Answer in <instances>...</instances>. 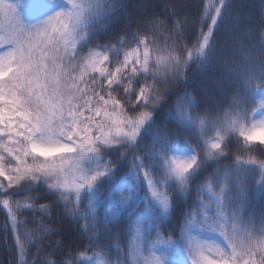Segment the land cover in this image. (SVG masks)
<instances>
[{
  "label": "trees",
  "instance_id": "16d2710c",
  "mask_svg": "<svg viewBox=\"0 0 264 264\" xmlns=\"http://www.w3.org/2000/svg\"><path fill=\"white\" fill-rule=\"evenodd\" d=\"M40 1L42 10L26 19L21 17L24 14L20 5L17 15L21 23L28 27L40 25L57 12L72 10L68 0ZM73 2L84 6L81 13L84 18L77 28L79 36L83 37L76 46L79 55L99 51L97 45L110 46L107 51L109 60L102 65L109 71H115L116 62L123 61L124 55L137 47L134 41L137 29L141 35L149 32L148 38L157 41L156 45L149 46L152 71L156 56H166L172 51L168 47L172 41L166 42L164 37L170 36L175 40L177 51L173 54L178 55L181 45L191 47L195 44L215 19L217 23L213 26L206 51L200 57H195L194 53L186 69V83L195 86L202 95L197 111L206 113L207 117L203 118L202 124L182 122L168 112L169 106L174 107L178 94H182L181 90L186 86L181 82L169 90L166 102H162L145 121L134 141L101 145L97 153L83 162L86 169L93 170L104 163L118 161L109 175L93 186L92 192L85 189L81 193L84 203L94 208L100 224L94 235L77 232L70 220L60 216L64 211L63 201L56 203L58 193L46 182H22L15 192L23 214L18 219L30 221L33 215H47L52 218L47 222L48 228L60 231L59 235L49 231L38 253L34 246H29L25 260L35 256L38 264H47L49 260L71 261L73 258L75 264H120L116 248L119 245L122 255L132 245V234L138 225L143 245L138 253L129 254V264H132L134 256L143 264L152 255L159 257L162 264H191L189 235L201 241L225 245L219 231L209 226L225 222L220 216L221 209L229 223L234 220L241 226H264V180H260L264 174V169L260 168L261 161H264V145L259 143L264 133L248 143L240 135L241 127L246 130L253 123L264 120V106L260 104L264 100V0H147L146 7H143V0H124L123 7L111 0ZM96 2L99 3L89 9L86 7ZM125 7L131 12L130 24ZM153 15L163 23L154 29L155 37L150 34L153 29L148 23ZM0 23L7 28V21L0 20ZM181 26L182 34L176 36ZM155 48L160 51L153 50ZM6 49L7 46H0V50ZM130 67L126 69L125 76L130 74ZM90 76L96 77L98 83L102 80L99 73L89 69V75L84 79L90 80ZM104 84L106 86V81ZM124 84L125 81L121 80V88L113 92L117 99L124 96ZM139 86H143L142 79ZM131 88L138 92L136 78L132 79ZM230 122H235V127L229 128ZM213 142L221 143V155L209 158L207 152ZM193 156L197 157V163L186 176V189H182L178 178L169 173L165 158ZM137 157L136 162L142 163L158 187L169 194L170 208L167 212L151 195L142 173H137L133 165ZM252 160L256 163L250 162ZM28 163H32L30 158ZM14 164L13 160L6 166ZM238 175L249 184L243 205L238 201ZM0 182L7 183L3 177H0ZM204 183L211 184L213 190L224 186L226 198L221 201L220 209ZM117 185L131 196L130 200L98 202L93 198L97 187L108 189ZM30 196H34L38 203ZM4 198L0 197V201ZM204 199L210 203L205 205ZM34 203L35 208L28 210V206ZM41 205L47 208V213L42 211ZM5 224L10 225V219L0 203V264H20L14 234ZM26 228L30 234L31 222ZM61 240L64 245L55 243ZM92 241L98 243L93 244ZM54 250L56 255H50Z\"/></svg>",
  "mask_w": 264,
  "mask_h": 264
},
{
  "label": "snow or ice",
  "instance_id": "6c2138e0",
  "mask_svg": "<svg viewBox=\"0 0 264 264\" xmlns=\"http://www.w3.org/2000/svg\"><path fill=\"white\" fill-rule=\"evenodd\" d=\"M68 2L72 10L57 12L42 24L28 27L21 23L14 4L0 0V20L8 22L7 28L0 23V46H7L8 49L0 54V177L7 181L6 184L0 182V197H5L0 203L8 210L10 225L5 224V227L10 228L14 234L20 264H38L35 256L31 260H25L29 246H34L38 253L49 231L60 234L59 229L48 228L47 222L52 218L47 215H33L30 221L18 219L23 214L20 212L21 203L15 199V192L22 182H46L49 188L58 193L59 200L56 203L63 201L64 211L60 216L70 220L77 232L94 235L100 224L94 215V208L84 203L81 193L85 189L92 192L93 186L102 177L109 175L118 161L104 163L93 170L86 169L83 162L97 153L101 145L112 146L124 141H134L145 121L162 102H166L169 90L181 82L186 86L181 90L182 94H178L174 107L169 106L168 112L175 114L182 122L202 124L203 118L207 117L206 113L197 111L202 95L195 86L186 83V69L190 66L194 53L195 57H200L206 51L213 26L217 23L215 19L195 44L191 47L181 45L178 55L173 54L177 51L175 40L170 36L164 37L166 42L172 41L168 46L172 51L166 56L157 55L152 71L149 67V46L156 45L157 41L148 38L149 32L141 35V31L137 29L134 32L137 47L126 53L123 61L116 62L118 66L115 71H109L102 65L109 60L107 51L110 46L97 45L99 51H89L86 56L79 55L76 46L83 37L79 36L77 28L84 18L81 14L84 6L75 4L73 0ZM111 2L121 7L124 5V0ZM98 3L86 7L89 9ZM146 6L147 0H143V7ZM124 12L130 24L131 12L126 7ZM148 23L153 29L150 34L155 37L154 29L163 26V23L156 15ZM182 30L183 26L176 36H180ZM153 50L160 51L159 48ZM130 65V74L125 76ZM89 69L100 74L102 80L99 83L94 76H90V80L84 79L89 75ZM133 78L137 80L138 92L131 88ZM141 79L142 87L139 86ZM121 80L125 81L124 96L117 99L113 92L121 88ZM149 80L152 82L149 83ZM260 104L264 106V100ZM228 127H235V122H230ZM260 133H264V120H260L258 124L253 123L246 130L240 128V135L245 143L257 138ZM259 143L264 145V137L259 138ZM210 148L215 151L207 152L209 158L221 155L220 142L211 143ZM29 158L32 163H28ZM137 159L138 157L133 160L137 173H142L151 195L167 212L170 208L169 194L158 187L150 172L145 170L142 163H137ZM13 160V166H6L11 165ZM250 162L256 163L255 160ZM165 163L169 173L178 178L182 189H186V176L196 165L197 157L165 158ZM260 168L264 169V161H261ZM260 180H264V174L260 176ZM236 182L240 185L238 201L243 205L249 184L239 175ZM28 186L30 185H26ZM203 186L215 198L220 209L221 201L226 198L224 186L215 190L209 183H204ZM29 198L37 202L34 196ZM93 198L98 202L127 201L131 196L117 185L108 189L97 187ZM204 203L207 205L210 201L204 199ZM40 207L47 213L45 206ZM34 208L35 203L28 206L31 211ZM220 216L224 218V223L209 226L219 231L225 245L201 241L189 235L191 264H264V226H241L234 220L229 223L222 209ZM29 222L33 225L30 234L26 228ZM132 237V245L122 255L119 245L116 248L120 264H129V254L138 253L143 245L138 225ZM55 243L64 245L63 240ZM143 251L146 252L144 246ZM69 254L73 257L75 255L71 251ZM50 255H56V251ZM47 264H75V259L49 260ZM132 264H140L135 256ZM143 264L162 262L159 257L152 255Z\"/></svg>",
  "mask_w": 264,
  "mask_h": 264
},
{
  "label": "rangeland",
  "instance_id": "374dc122",
  "mask_svg": "<svg viewBox=\"0 0 264 264\" xmlns=\"http://www.w3.org/2000/svg\"><path fill=\"white\" fill-rule=\"evenodd\" d=\"M5 2L14 4L16 6V9H19L21 5V13L24 14L21 17H24L25 19L31 17L36 12H40L43 8L40 0H6ZM6 50H0V54H3V52ZM183 159L188 158L183 157ZM5 210L8 213V210Z\"/></svg>",
  "mask_w": 264,
  "mask_h": 264
}]
</instances>
